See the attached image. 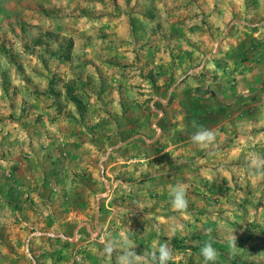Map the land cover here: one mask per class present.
<instances>
[{"label": "crops", "instance_id": "1", "mask_svg": "<svg viewBox=\"0 0 264 264\" xmlns=\"http://www.w3.org/2000/svg\"><path fill=\"white\" fill-rule=\"evenodd\" d=\"M195 1L209 12L204 18L215 21L214 28L193 34L197 46L178 41L173 47L155 38L170 35L169 30H157L158 24L148 23L146 31L142 16L128 13L126 0H39L43 8L53 5L63 9L61 2H67L75 10L80 3L101 32L52 34L54 46L46 49L66 61L50 69L60 72L63 81H70L84 109L79 118L71 102L70 120L60 117L66 116L62 109L54 110L58 117L51 126L60 133L57 149L49 157L45 152L33 155L26 172H16L8 163L0 171V206L9 205L10 214L16 216L12 220L4 217L0 207V264H16L21 253L19 242L32 228L43 226L68 227L77 232L76 240L33 237L32 264H73L74 254L83 256L85 264H114L105 257V242L86 244L90 239L102 241V231L92 237L90 228L98 231V223H103L97 218L120 207L118 202L109 201L111 196H118L121 202L133 197L121 206L132 210L125 213L133 214L134 219L136 202L140 207L143 193L156 198L155 203L144 206L145 212L160 218H166L165 213L182 214L191 208L173 209L170 186L208 180L202 195L225 198L224 177L233 166L232 159L244 156L245 151L253 154L264 150V0ZM111 5L120 11L110 12ZM213 5L215 11L211 12ZM92 6L96 8L93 12ZM171 34L177 35L175 28ZM152 37L154 42H150ZM193 121L215 131L214 154L191 141ZM153 122L159 130H154ZM105 148L110 149L104 160L107 168L99 177L96 156ZM207 171L212 174L205 178ZM107 174L118 182L110 195L102 187ZM196 190L200 193L198 186ZM263 205L257 210H264ZM248 208L252 207L244 209L254 210ZM90 212L91 226L86 218ZM197 216L198 224L190 223L185 230L169 224L168 231L176 228L171 236H190L197 229L202 233L213 228L212 221L202 220L200 211ZM144 222L138 223L144 226ZM128 223L127 228L131 226ZM81 226L91 235L81 236ZM261 229L264 235V227ZM128 233L130 239L140 241L133 232ZM217 243L223 246L218 238ZM78 247L81 249L76 250Z\"/></svg>", "mask_w": 264, "mask_h": 264}, {"label": "rangeland", "instance_id": "2", "mask_svg": "<svg viewBox=\"0 0 264 264\" xmlns=\"http://www.w3.org/2000/svg\"><path fill=\"white\" fill-rule=\"evenodd\" d=\"M126 1L129 5H126L125 8H127L129 14L136 13L137 16H142L143 21L146 22L144 24L146 31L150 29L149 27L152 24H156V26L158 24L157 30H169L170 35L162 36L163 38L155 37L158 40L163 39V44L167 43L168 46L177 47L178 41L182 44L186 42L197 46L198 43L194 42L195 36L193 34L197 31L200 33L201 30L212 28L215 23V21H209L204 18L209 12L199 7L195 0ZM60 6L63 9L53 5L44 6L43 8L39 0H0V171L6 169L4 164L8 163V165L11 164L13 169H16V172L17 169H23L26 172L29 160H32L33 155L38 156V154L45 152L49 157L51 152L55 151V147L57 149L59 136L57 133H60L59 128L51 126V123L58 117V115H54V110L62 109L66 116L63 117L61 115L60 117L62 119H71L67 117L69 116L71 102L66 98L64 90L67 87L73 88V86L70 81H63L64 79L61 77L60 72L50 69L55 64L65 63V57L63 59L58 58V55L51 53L52 51L46 48L52 49L54 46L52 34L55 31L78 30L99 34L101 29L96 27L97 22L88 19L89 15L86 16L85 8L80 3L75 10H71L67 2H61ZM91 8L92 12L96 10L95 6ZM210 9L211 12L215 11V6L213 5ZM112 10L114 13L120 11V9L111 5L110 12ZM72 11L74 12L71 13ZM139 22L141 23L142 20L140 19ZM173 28L176 30L177 35L175 36L171 34ZM155 38L152 37L150 42H154ZM109 40L113 39L110 37ZM104 42L102 41L101 43ZM46 64L48 68L44 70ZM48 77L53 80L51 85L53 90L47 91ZM55 92H58V94H54ZM74 122L72 121V123ZM153 125L159 127L155 122H153ZM78 133H83V131ZM75 134H77L76 129L74 130ZM89 135L92 134L90 133ZM109 150V148H105L102 153L98 152L96 156L95 164L99 177L101 176L99 164H103V169L107 168V165L104 166V160ZM252 152L256 153L255 151ZM261 152H264V150H257V153ZM103 155L105 157L101 162L100 159ZM251 155L252 153L245 151L244 156L232 159L231 163L233 166L228 169L227 175L224 177L223 187L227 190L225 198L216 195L215 201V198H212L214 196L212 194H210V199L204 196V192H206L204 189L209 186L208 180L194 181L195 183L191 185H185L188 192V207L191 209L182 214L165 213L167 217L160 218L159 215L153 216L152 212H145L144 206H148L153 201L155 203L156 198L153 195L147 197L143 193L140 198V207L136 202L138 208L136 211L138 212L134 219L133 214L125 213L133 211L121 206L128 205V202L133 200V197H128L121 202L118 196H111L109 201L118 202L116 205L120 204V207L117 210L109 209L104 211L100 217L98 214L96 215L99 217L97 222L101 221L103 224L98 223V231H95L93 227L89 231L91 233L94 232L92 237H98L100 231H102V241L97 242L90 239L86 244L90 242L103 243L107 239L119 237L122 233L129 236L128 232L131 231L136 239L140 238V241L135 242L133 240L136 244L134 250L137 254L160 243H167L174 253L173 260L169 264H204L203 258L199 254L202 245L197 247L198 241H189L196 245L197 248L194 249L174 247L170 243V237L171 231L176 230V228L172 229L169 227L171 231H168L169 224L174 225V227H180L182 230L189 228L191 226L190 223L197 225L199 220L197 214L200 211L204 215L202 220L214 223L212 229H206L202 233L211 230L210 234L214 239V243H216L217 250L223 254V257L220 255L217 264H264V235L261 229L264 227V210L262 208L257 210L256 208L259 204H264V178H253L247 166ZM261 155H264V153ZM33 172L35 171H30L31 174ZM209 173L212 174V172L207 171L203 173L206 174L203 176L207 178ZM107 176L109 177L110 175L107 174ZM107 176L104 175L103 177L106 180H103L102 187L104 188L103 191L105 193L109 192L110 195L114 190H117L118 182L111 176L107 179ZM194 179L196 180V177ZM197 186L200 189V193L196 190ZM234 191L238 195L233 196ZM202 193L204 194L202 195ZM139 197L134 198L136 200ZM217 204L219 205L217 206ZM2 205L0 207L4 211V217L8 216L7 218L11 220L13 218L16 219L15 215L10 214V206L4 203ZM242 205L244 207H241ZM247 207H252L254 210L246 211L244 208ZM199 208L206 210V212ZM212 210L215 212H211ZM173 216H176V219ZM92 217L93 214L91 212L86 217L90 226ZM165 220L167 224H164ZM127 221L129 222L128 224L131 223L128 228L125 227ZM139 221L141 223L145 221L144 226L141 223L139 225ZM159 223H162V225H159ZM67 228H46L43 226V228H32L29 230L22 241L19 242L21 253L18 255L16 264H32L33 261L24 250L25 243L27 242L28 249L33 254L31 250L32 238L39 235L53 237L45 233L47 230L63 235L75 234L74 238L70 240L61 236H57V238L64 241L76 240L77 232L72 233L73 230L69 231ZM36 230L43 233L38 234ZM197 230L191 235L200 233ZM89 231L84 226H81V230H79L80 235L84 237L91 235ZM232 235L236 237L237 248L235 254L230 256L228 239ZM217 238L220 242H223V246L218 245ZM86 244L84 245L87 246ZM78 249H81V247L76 250ZM118 255L119 250L112 254L111 259H113L114 264ZM33 256L35 258L34 254ZM83 258L80 254H74L72 255L73 261L71 263L85 264L81 261ZM230 260L234 262L229 263Z\"/></svg>", "mask_w": 264, "mask_h": 264}, {"label": "clouds", "instance_id": "3", "mask_svg": "<svg viewBox=\"0 0 264 264\" xmlns=\"http://www.w3.org/2000/svg\"><path fill=\"white\" fill-rule=\"evenodd\" d=\"M192 127L195 131L191 136V141L209 150V155L214 154L213 150L216 147L215 131L198 125L195 121L192 122ZM247 166L253 178H264V155L253 153L249 158ZM168 195L173 209L177 211L187 209V189L182 183L170 186ZM210 233L211 230L205 233L207 239L203 241L199 254L202 256L204 264H217L221 253L214 247V239ZM135 247V242L128 235L122 233L119 237H113L105 241L104 254L111 261L113 252L119 250L115 264H169L173 260V250L167 243H160L151 249L144 250L140 254L136 253ZM228 248L229 255H234L237 248L236 237L234 235L228 239Z\"/></svg>", "mask_w": 264, "mask_h": 264}, {"label": "trees", "instance_id": "4", "mask_svg": "<svg viewBox=\"0 0 264 264\" xmlns=\"http://www.w3.org/2000/svg\"><path fill=\"white\" fill-rule=\"evenodd\" d=\"M52 81H53L52 78L48 79L47 91L53 90V88L51 87V85L53 83ZM54 94H58V92H55ZM64 94H65L66 98H68V100L73 103L74 109L77 112L78 117L80 118L81 112L84 109V102L74 93L73 88H69V87L65 88ZM205 239H207V236L205 235V233H198V234H194V235H190V236H182V235L177 236V234H175V235H172L170 237V243L174 247H178V248L179 247H185V248L189 247V248L194 249V248H197L198 246H201ZM192 240L198 241L197 247L195 244H192L189 242ZM214 247L217 249L216 243H214ZM220 253H221V256L223 257L222 252H220ZM232 261L233 260H230L229 263H231Z\"/></svg>", "mask_w": 264, "mask_h": 264}, {"label": "built area", "instance_id": "5", "mask_svg": "<svg viewBox=\"0 0 264 264\" xmlns=\"http://www.w3.org/2000/svg\"><path fill=\"white\" fill-rule=\"evenodd\" d=\"M153 127L155 128V129H157V130H159V127H156V126H154L153 125ZM105 153H108V152H105ZM105 155V154H104ZM101 156V162H102V160L104 159V157L105 156ZM99 168H100V174L102 175V174H104V169H103V164H99ZM36 233H38V234H41V233H43L42 231H38V230H36ZM45 233L47 234V235H49V236H53V237H57V236H61L62 238H66V239H68V240H70V239H72V238H74V236H75V234H72V235H63V234H61V233H54L53 231H50V230H47V231H45ZM25 251H26V254H27V256L32 260V261H34V256H33V254L31 253V251L28 249V246H27V242L25 243V249H24Z\"/></svg>", "mask_w": 264, "mask_h": 264}]
</instances>
